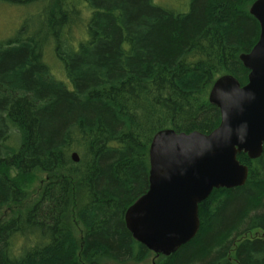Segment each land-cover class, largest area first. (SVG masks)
<instances>
[{"label": "trees", "instance_id": "1", "mask_svg": "<svg viewBox=\"0 0 264 264\" xmlns=\"http://www.w3.org/2000/svg\"><path fill=\"white\" fill-rule=\"evenodd\" d=\"M0 1L31 12L0 39V264H264V144L237 156L244 185L212 190L174 253L156 256L124 222L148 188L152 136L209 133L214 80L247 82L254 0Z\"/></svg>", "mask_w": 264, "mask_h": 264}, {"label": "water", "instance_id": "2", "mask_svg": "<svg viewBox=\"0 0 264 264\" xmlns=\"http://www.w3.org/2000/svg\"><path fill=\"white\" fill-rule=\"evenodd\" d=\"M249 14L259 24L252 48L239 55L249 71L241 85L230 74L217 77L208 101L219 110L209 133L157 131L151 138L148 188L125 211L131 236L155 255L168 256L189 242L200 227L198 205L214 189L244 185L248 166L237 156L257 159L264 144V0ZM72 159L78 161L74 152Z\"/></svg>", "mask_w": 264, "mask_h": 264}, {"label": "rangeland", "instance_id": "3", "mask_svg": "<svg viewBox=\"0 0 264 264\" xmlns=\"http://www.w3.org/2000/svg\"><path fill=\"white\" fill-rule=\"evenodd\" d=\"M184 2L185 0H161L160 3H162L163 6L178 8L183 6ZM21 9L24 8H16L12 5L0 1V39L13 36L14 33L23 24V22L28 20L31 12L29 13L28 10L23 11ZM28 13L29 15H27ZM43 178V176L40 177L38 175L28 184L27 191L29 192L31 198H33L35 193L39 190L42 182L44 181ZM32 200L33 199H31L29 202H31ZM72 226L76 232L80 231V226L75 221V219L73 220ZM256 232L257 230L252 231L251 235H254Z\"/></svg>", "mask_w": 264, "mask_h": 264}]
</instances>
